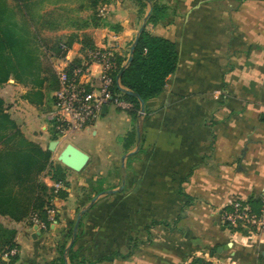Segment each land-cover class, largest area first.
Masks as SVG:
<instances>
[{
  "label": "crops",
  "instance_id": "1",
  "mask_svg": "<svg viewBox=\"0 0 264 264\" xmlns=\"http://www.w3.org/2000/svg\"><path fill=\"white\" fill-rule=\"evenodd\" d=\"M77 1L41 0L45 9ZM162 2L168 6L165 16L147 21L145 28L176 44L178 67L165 90L145 102L137 123L143 141L125 160L138 139L125 144L132 117L112 104L91 126L69 134L55 150L49 148L56 140L50 119L54 91L47 88L42 67L64 61L40 44L29 52L41 68L33 78L43 85L13 76L0 85L6 86L0 92L6 111L28 140L52 151L54 163L66 169L67 181L65 196L53 200L59 220L46 230L0 214L7 241L19 248L12 264H54L66 231L82 210L73 244L79 261L191 264L201 257L220 264H264V233L246 239L223 220L233 203L256 206L264 192V0ZM88 4L84 0L86 8ZM151 6L147 0L142 15L138 0H106L98 7L100 26L48 33H89L97 47L125 55ZM86 8L81 13L85 18L91 14ZM80 52L82 44L75 42L68 58ZM91 70L97 77L101 66L93 64ZM68 142L90 155L82 171L58 160ZM41 179L54 187L47 172ZM115 188L119 191L102 194L90 205L96 195ZM108 256L114 257L98 262ZM65 260L72 264L67 251Z\"/></svg>",
  "mask_w": 264,
  "mask_h": 264
},
{
  "label": "trees",
  "instance_id": "2",
  "mask_svg": "<svg viewBox=\"0 0 264 264\" xmlns=\"http://www.w3.org/2000/svg\"><path fill=\"white\" fill-rule=\"evenodd\" d=\"M88 1L87 8L84 0H78L80 3L74 5L61 4L45 9L41 0H0V85L7 82L10 76L19 82L28 79L34 86L43 85V81L38 82L33 78L41 69L34 66V58L29 52L34 43L40 44L48 55L56 59H62L67 54L63 44L71 48L75 42H80L82 51L95 48L94 39L89 33L72 32L61 35L48 33L69 27L78 31L90 25L100 26L103 19L98 15V7L106 0ZM149 1L152 4V11L148 23H156L165 16L168 6L162 0ZM138 3L140 12H143L147 8V0H138ZM85 8L91 11L86 18L80 14ZM128 53L129 51L125 55L116 54L118 68L115 77L126 63ZM80 62V58H75L70 68L79 65ZM178 62L176 44L168 38L150 33L145 28L140 34L133 59L123 70L120 81L125 88L137 92L146 102L165 90L168 77L176 71ZM42 68L48 74L47 88L55 92L60 87L56 69L50 63ZM113 92L133 104L128 110L132 117V128L124 142L126 145L134 144L138 139L140 102L137 97L122 92L116 83ZM52 127L53 138L57 139L53 121ZM141 140L143 141V136ZM65 170L61 164L54 163L52 151L42 149L25 137L16 121L6 111L4 99L0 97V214L8 215L15 220L27 219L31 225H34L32 218L35 216L49 223L48 208L55 207L53 204L55 197H63L66 194ZM44 172H47L54 182H60L64 187L57 191L54 187L48 188L41 179ZM263 202L261 197L256 206L252 204L251 206L259 212ZM56 220H59L58 213ZM51 225L49 223L48 228ZM73 227L74 225L66 231L65 241L59 247L60 256L54 264H66V251L72 264H90L77 260L78 252L73 245L69 249L66 248L72 238ZM232 229L246 234L249 231L241 226ZM8 236L7 230L0 225V257L8 249L17 246L14 240L7 241ZM17 256L12 257L8 264H12ZM113 257L108 256L98 262L111 260ZM210 263L201 257L193 258L191 261V264Z\"/></svg>",
  "mask_w": 264,
  "mask_h": 264
},
{
  "label": "built area",
  "instance_id": "3",
  "mask_svg": "<svg viewBox=\"0 0 264 264\" xmlns=\"http://www.w3.org/2000/svg\"><path fill=\"white\" fill-rule=\"evenodd\" d=\"M62 46L67 50V54L61 59L64 64L58 63L55 66L60 87L54 92V105L50 113L58 139H64L71 133L91 126L102 115L105 104H112L127 111L133 106L130 101L113 92L114 84H117L115 72L118 68L117 53L114 49L97 46L86 49L76 57L81 59L80 64L71 69L70 64L75 58L69 59L68 53L71 48H67L64 44ZM93 64L101 66V72L97 77L91 70ZM63 187L60 182L54 183L56 191ZM262 199L264 201V192ZM56 214V207L48 208L49 223L57 222ZM223 220L230 228L241 226L248 229V234H242L240 230L235 233L245 236L246 239H252L257 234L264 233V202L259 212L249 203L235 202L224 212ZM32 223L42 230L48 229L49 226V223L36 216L32 218ZM18 254V246L8 249L1 255L0 264H8L11 258ZM208 261L211 262L210 264H220L216 261Z\"/></svg>",
  "mask_w": 264,
  "mask_h": 264
},
{
  "label": "water",
  "instance_id": "4",
  "mask_svg": "<svg viewBox=\"0 0 264 264\" xmlns=\"http://www.w3.org/2000/svg\"><path fill=\"white\" fill-rule=\"evenodd\" d=\"M151 11H152V6L150 7V10L148 11L145 19H144V22L142 24V26L140 27L139 29V32L138 34L136 35V38L134 40V42L132 43L131 45V48H130V53H129V56H128V59L126 61V63L124 64L122 70L119 72L118 76H117V86L118 88L124 92L125 94H128V95H132V96H135L138 98L139 102H140V112H139V116H143L145 114V100L137 93V92H134L132 90H129L127 88H125L121 81H120V77H121V74L123 72V70L125 69V67L132 61L133 59V54H134V51H135V48H136V45L139 41V37H140V34L142 33V31L145 29L146 27V24H147V21H148V17L149 15L151 14ZM108 105L105 104L103 106V109H102V112L104 113L107 109ZM63 139H56V140H53L49 146V148L51 150H55L56 147L61 143ZM140 141H141V134L140 132L138 133V146L135 150H132L126 154H124L123 156V160H125L126 158H128L130 155H133L134 153H136L139 149V146H140ZM58 160L64 164L66 167L74 170V171H82L86 166L87 164L89 163L90 161V155L82 150L81 148H79L78 146H76L75 144H73L72 142H68L65 147L60 151L59 155H58ZM119 191V188H115V189H110V190H107L105 192H102L101 194H98L96 195L90 205H93L97 199L100 197V195L102 194H111V193H115ZM85 210H82L78 216H77V219H76V222L74 224V227H73V235H72V238H71V241L68 245V249L72 247L75 239H76V235H77V232H78V229H79V225H80V222H81V219H82V215L84 213ZM37 227V226H36ZM229 246H232V242H230L228 244ZM225 248H227L228 246H224ZM222 249V248H220ZM219 249V250H220Z\"/></svg>",
  "mask_w": 264,
  "mask_h": 264
},
{
  "label": "rangeland",
  "instance_id": "5",
  "mask_svg": "<svg viewBox=\"0 0 264 264\" xmlns=\"http://www.w3.org/2000/svg\"><path fill=\"white\" fill-rule=\"evenodd\" d=\"M81 13H82V12H81ZM81 13H80V14H81ZM141 14H142V15H145V14H146V9H144V11L141 12ZM128 50H129V48L127 49V52H128ZM5 87H6L5 85H4V86H1V87H0V92H1ZM99 118H100V117H99ZM78 132H80V131H78ZM74 133H77V132H74ZM68 139H69V138H68Z\"/></svg>",
  "mask_w": 264,
  "mask_h": 264
}]
</instances>
